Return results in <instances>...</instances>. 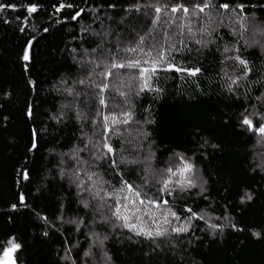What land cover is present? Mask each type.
Here are the masks:
<instances>
[{
	"label": "snow or ice",
	"instance_id": "obj_1",
	"mask_svg": "<svg viewBox=\"0 0 264 264\" xmlns=\"http://www.w3.org/2000/svg\"><path fill=\"white\" fill-rule=\"evenodd\" d=\"M84 2L87 8L76 0H57L48 15L50 22L79 26L64 44L67 67L54 73L65 75L52 86L60 102L48 127L59 131L71 126L79 135L64 145L67 151L50 150L41 158V133L31 128L26 153L36 159L24 163H46L34 173L25 166L15 169L20 189L35 183L39 193L50 187L41 185V179L51 178L67 190L55 219L35 213L43 225L41 235L62 238L63 254L58 255L64 264H115L109 241L139 246L140 264H203L197 250L206 242L223 243L230 233L260 240L264 230L242 226L234 215L256 194L245 188L234 200L229 184L213 189L209 166L222 145L197 126L187 130L190 140L183 151H176L158 143L151 128L157 124L156 105L173 95L162 84L195 78L199 91L200 78L211 71L209 81L219 94L236 101V110L223 123L237 128L245 142L252 140L249 170L264 181V76L248 58L264 52V19L258 15L264 13V0H130L121 10L124 16L115 11L116 3L108 5L113 10L108 14L103 5ZM22 10L25 15L15 19L25 37L19 60L28 73L35 66V33L47 34L50 28L33 24L29 30V23L46 10L36 0L19 6L0 2V18ZM65 10L72 11L61 17ZM209 57L214 63L205 67ZM27 84L35 95L37 81L30 78ZM35 114L36 104L29 99L24 115L34 122ZM31 208L19 191L5 210L7 222ZM69 214L73 218L65 219ZM78 234L84 235L86 248ZM22 247L15 235L0 240V264H18Z\"/></svg>",
	"mask_w": 264,
	"mask_h": 264
},
{
	"label": "trees",
	"instance_id": "obj_2",
	"mask_svg": "<svg viewBox=\"0 0 264 264\" xmlns=\"http://www.w3.org/2000/svg\"><path fill=\"white\" fill-rule=\"evenodd\" d=\"M7 2L19 6L31 3L33 0H7ZM36 2L43 4L46 10L38 13L36 20L29 23V30L35 24L41 29L44 26L49 27L50 32L35 33L38 40L34 45L33 53L35 66L30 67L28 73H25L23 62L19 60L25 37L18 32L20 22L15 19L17 16L23 17L25 12L8 11L0 18V240L8 235L17 237L18 242L23 245L21 251L16 254L18 264H64L58 255V253L63 254L60 244L62 238L58 234L53 235L52 239L44 238L41 235L43 225L35 213L40 212L55 219L59 215V202L67 195L66 188L62 189L58 186L60 184L58 179L50 178L41 179V185L50 184V187H42L39 193H36L35 183L20 189L15 183V169L25 166L34 173L46 163L44 159H39L35 165L24 163L26 159H36L26 153L31 128L35 127L41 133L39 153L41 158L47 157L50 150L67 151L64 145L70 140L74 141L73 134L79 135L71 126L67 129L61 128L59 131L48 127L53 124L48 117L60 102L52 86L57 83L60 75H65L63 72L56 75L54 73L57 69L67 67L64 44L69 42V33L78 30L79 26L71 21L67 24L49 21L48 15L52 11V4L57 0H36ZM76 3L80 7L89 6L84 0H76ZM89 3L103 5L104 12L108 14L113 12L108 5L116 3L115 11L124 16L126 14L121 10L129 6L130 0H89ZM71 11L65 10L60 15L68 16ZM258 15L264 19V13L258 12ZM3 19H8L11 23L5 24ZM116 19L119 20L120 17ZM27 34L33 33L28 31ZM261 56H264V52H253L248 58L255 61L256 71L264 76V59H260ZM67 63L70 64V60ZM192 63L193 66H199L195 60ZM213 63V59L209 57L205 67H210ZM212 75L209 71L200 78L199 91L193 83L195 78H189L187 82L174 80L162 84L173 95L167 98V102L161 100L156 105L157 124L152 126L151 130L158 143L166 144L176 151H183L190 140L187 130L197 126L212 137L214 142L220 143L222 149L215 154L209 166L214 182L213 189H219L222 184L227 183L232 188L235 200L242 195L243 189L250 188L256 194L254 201L244 206L242 212H234V215L240 217L242 226L264 230V181L260 179L259 173L249 170L253 159L251 155L253 142L251 139L245 142V136L237 128L223 123L236 110V101L219 94L215 83L209 81ZM30 78L37 81L35 95L27 84ZM202 92L211 95H202ZM29 99L36 104L34 122L29 121L24 115ZM4 117H8L6 126ZM45 127H48L47 133L43 132ZM43 175L48 173L44 171ZM21 190L25 192L32 208L12 214L15 217L14 222L8 223L5 210L16 201L17 193ZM212 194L215 195L214 190ZM64 203L67 204V201ZM68 218L73 217L69 214L65 219ZM71 227L73 226L64 225V228ZM66 235L71 238L72 234L66 233ZM78 239L82 247L86 248L84 235L78 234ZM107 249L115 264L121 262L140 264L137 257L141 253L137 245H130L126 241L124 243L109 241ZM197 255L202 259L203 264H264V234L260 240H255L250 234L244 237L239 233H230L223 243L206 242L197 250Z\"/></svg>",
	"mask_w": 264,
	"mask_h": 264
},
{
	"label": "rangeland",
	"instance_id": "obj_3",
	"mask_svg": "<svg viewBox=\"0 0 264 264\" xmlns=\"http://www.w3.org/2000/svg\"><path fill=\"white\" fill-rule=\"evenodd\" d=\"M257 151H260V149H259V147H257V149H256Z\"/></svg>",
	"mask_w": 264,
	"mask_h": 264
}]
</instances>
